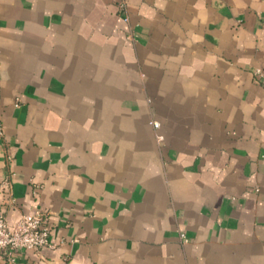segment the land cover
Returning a JSON list of instances; mask_svg holds the SVG:
<instances>
[{"label":"crops","instance_id":"crops-1","mask_svg":"<svg viewBox=\"0 0 264 264\" xmlns=\"http://www.w3.org/2000/svg\"><path fill=\"white\" fill-rule=\"evenodd\" d=\"M123 1L0 0V264H264V0Z\"/></svg>","mask_w":264,"mask_h":264},{"label":"built area","instance_id":"built-area-1","mask_svg":"<svg viewBox=\"0 0 264 264\" xmlns=\"http://www.w3.org/2000/svg\"><path fill=\"white\" fill-rule=\"evenodd\" d=\"M118 3L120 8H124L123 0H112ZM131 36V34L129 35ZM254 74L264 80V75L260 69H255ZM154 129H158L157 121H150ZM3 134V127L0 119V135ZM158 141H161L163 136L156 134ZM9 180L3 178L1 184L7 185ZM183 241L187 239L184 234H180ZM56 243L52 241L49 225L46 223L45 214L36 209L32 214H22L12 224H8L5 214L0 211V252L9 255L10 260H14V254L25 250L38 251L42 248H54Z\"/></svg>","mask_w":264,"mask_h":264}]
</instances>
